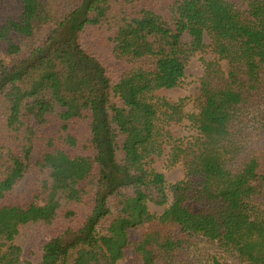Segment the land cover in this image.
Here are the masks:
<instances>
[{"label":"trees","instance_id":"trees-1","mask_svg":"<svg viewBox=\"0 0 264 264\" xmlns=\"http://www.w3.org/2000/svg\"><path fill=\"white\" fill-rule=\"evenodd\" d=\"M207 51L195 111L157 95ZM37 224L39 264H264V0H0V264Z\"/></svg>","mask_w":264,"mask_h":264},{"label":"rangeland","instance_id":"rangeland-1","mask_svg":"<svg viewBox=\"0 0 264 264\" xmlns=\"http://www.w3.org/2000/svg\"><path fill=\"white\" fill-rule=\"evenodd\" d=\"M13 2H15L17 6L21 5V0H13ZM183 40L185 43H190L191 41L189 36H185ZM214 59H216V57L208 51L201 54H195L188 60L186 77L181 86L172 90L159 91L157 95L165 97L172 102L186 100L185 109L189 112L195 111L199 103L200 80L204 74L205 62ZM221 65L226 72L229 71V66L226 62H221ZM170 134V136H163L165 141H168V137H172L185 140L187 143L194 135H196V132L190 128L189 123L184 122L181 125L171 127ZM167 152L169 153V148H167ZM153 166L157 171L166 176L167 182L170 185L176 184L184 179L182 166L168 167L166 157L162 161L155 163ZM36 188V183L34 182L33 184V176L28 175L15 188L11 200L14 203L27 204L30 200H33L32 193ZM164 210V208L152 204L150 205V211L153 214H162ZM53 230V227L46 224L26 226L23 228L21 235H19L12 244L14 249L10 253L11 257L26 260L32 264H39L42 257L44 243L53 235ZM217 247L215 245L210 248H205V246L200 245L198 250L202 251V253H205L207 256L208 253L213 252ZM131 262L132 259L128 258L123 264H131Z\"/></svg>","mask_w":264,"mask_h":264}]
</instances>
